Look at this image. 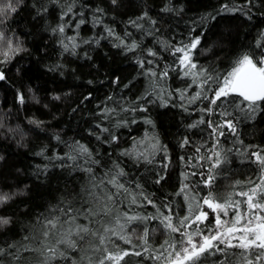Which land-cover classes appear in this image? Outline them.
<instances>
[{"label": "trees", "instance_id": "trees-1", "mask_svg": "<svg viewBox=\"0 0 264 264\" xmlns=\"http://www.w3.org/2000/svg\"><path fill=\"white\" fill-rule=\"evenodd\" d=\"M223 4L242 10L221 12ZM66 6L65 0H61L60 5L53 0H23L18 12L12 14L4 25L7 32L19 40L23 51L13 55L7 63H0V71L5 75V79L0 80V122L3 123L0 128V190L15 193L12 200L0 205V216L11 218L9 225L0 227V244L21 241L33 231L37 217L48 214L62 201L80 206L81 188L88 183L87 174L74 167L53 166L71 164V161L45 159V156L53 157L68 151L64 143L54 138L57 135L64 142L80 141L92 149L94 155L98 153L96 158L102 165L95 169L98 176L116 161L127 174L122 178L127 186L136 192L143 191L158 207L172 203L173 209L183 215L184 201L176 195L182 173L206 171L210 162L204 161L203 169L190 168L180 158L183 156L187 160L189 156H195V148L201 146L200 155H207V148L213 143L207 121H220L221 117L201 111L207 101H197L185 111L179 107L181 101L178 99L170 101L168 107L161 106L159 101L146 104L140 99L138 104L146 105L148 111L121 113L118 119H127L128 123L115 128V120H105L101 110L115 107L119 111L121 105L136 106L129 102L137 101L149 86V80L141 75L137 58L138 54L144 56L149 48L159 53L157 62L163 66L174 61V57L164 50L165 42L187 44L191 38L200 36L201 43L194 59L201 66L223 73L244 52L258 51L255 43L264 32V0H252L250 4L248 0H117L116 4L112 0H76L74 12L82 11L87 22L74 30L76 20L81 18L77 16L65 29L67 36L78 32L79 47L73 55L65 52L59 43L63 37L52 32L63 23L60 14L62 7ZM43 7L48 11L40 12ZM165 8L171 11H164ZM97 9H103V13ZM144 13L147 17L138 21L143 28L132 27L129 21L137 20ZM95 16H100L103 24L94 25ZM105 26L113 28L122 37L126 31L130 32L129 41L134 38L140 48L136 52H127L114 47L118 42L111 37L99 39L98 44L83 42L106 36ZM3 59L0 53V61ZM169 76L166 84L170 89L183 88L187 83L178 78L176 72H170ZM195 90V87L190 89L189 95ZM21 95L23 103L19 99ZM56 96L60 99H55ZM201 117L205 123L189 127ZM147 119L153 124H147ZM31 121L41 123L37 126ZM98 123L114 132L119 137L118 142L106 143L109 134H100L96 128ZM224 131L226 135L220 137V148L229 162L217 170L220 175L214 185L221 194L239 191L250 178L259 175L250 153L257 150L255 146L264 148V112H258L251 119L240 116L237 133L243 144L227 129ZM90 132L95 134L90 135ZM96 135H101V139L97 140ZM185 138L190 143L181 147ZM141 140L147 141L146 145H140ZM156 140L161 149L167 151H157L152 163L120 155L134 143L138 150L150 152L149 145ZM229 148L231 152L227 151ZM42 149H46L44 156L37 155ZM192 163L196 160L193 159ZM44 165L48 168L44 169ZM200 179L191 176L189 182L196 185ZM237 181L241 184L233 189ZM137 184L141 187L136 188ZM198 190L201 194L208 191L202 185ZM138 199L144 207H133L134 212L156 213V208L147 204L143 197ZM162 210L167 214L166 209ZM148 227L153 248L169 238L158 221L150 222ZM142 228L143 225L137 229V234ZM152 228L156 231L152 232ZM116 243L121 248H128ZM133 243L139 244L140 241L134 236ZM126 259L132 264H157L135 256Z\"/></svg>", "mask_w": 264, "mask_h": 264}, {"label": "snow or ice", "instance_id": "snow-or-ice-1", "mask_svg": "<svg viewBox=\"0 0 264 264\" xmlns=\"http://www.w3.org/2000/svg\"><path fill=\"white\" fill-rule=\"evenodd\" d=\"M116 2L117 0H112L113 4ZM22 3L23 0H0V53L4 57L0 63H7L13 55L23 51L19 40L14 39L4 28L7 20L18 12ZM53 3L60 5L61 0H53ZM65 3L67 6L62 7L60 14L63 23L53 28L52 32L63 37L59 41L62 48L74 55L79 47L78 32L67 36L65 29L71 26L72 20L77 16L81 18L76 20L74 30H78L87 21L83 18L82 11L74 12L76 0H65ZM248 3H252V0H248ZM163 10L171 11L170 8ZM241 10L228 4H223L220 9L221 12ZM39 11L47 12L48 9L43 7ZM96 11L103 13V9ZM66 17L69 19L66 20ZM146 17L147 13H144L142 17L130 20L129 23L134 28H143L138 21ZM92 22L94 25L103 24L100 16H95ZM104 31L106 36L83 42L98 44L99 39L111 37L118 42L114 43V47L123 48L127 52H136L140 48L134 38L129 41L130 32L126 31L122 37L111 27L105 26ZM200 43V36L191 38L187 44L173 45L165 42L164 50L174 57V61L163 66L157 62L159 53L152 48L147 49L144 56L138 54L137 63L142 69L141 75L149 80L145 93L137 101L129 102L136 105L134 107L121 105L119 111L115 107H105L100 113L105 120H115L113 127L119 128L128 123L127 119H118L121 113L148 111L146 105L138 104L140 99L145 100L146 104L159 101L163 107H168L170 101L178 99L181 101L179 107L185 111L197 101H207V106L201 111L209 116L221 117L220 121H207L208 128L211 129L209 135L213 139L212 145L207 148L208 154L200 155L201 146L195 148V156H189L187 160L183 156L180 158L190 168L203 169V162H210L206 171L182 173L183 179L176 195L184 201L183 215L173 209L172 203L158 207L143 191L136 192L127 186V182L122 179L127 174L116 161H113L112 167L102 176H98L95 169L102 167L101 161L96 158L98 153L94 155L93 150L80 141L64 142L57 135L54 138L64 143L68 151L53 157L45 156V159L71 161V164L53 166L74 167L87 174L88 183L81 188L80 206L77 207L71 201H62L53 206L48 214H41L37 217L33 231L23 236L21 241L0 244V264H132L131 260L126 259L132 256L152 260L157 264H264V148L255 146L257 150L250 153V158H254L252 163L259 169V175L255 179L250 178L241 190L229 191L227 194L214 189L220 175L217 170L229 162L226 153L220 148V137L226 135L224 129L237 136L238 142L243 144L237 133L240 116L251 119L258 112H264V32L260 33L255 43L258 51L244 52L223 73L201 66L194 59ZM170 72H176L178 78L187 81L183 88H169L166 82L170 78ZM4 79L5 75L0 71V80ZM193 87L196 90L189 95V90ZM148 97L154 98L150 100ZM54 98L60 99L59 96ZM19 99L21 103L24 102L22 95ZM31 122L37 126L41 123ZM145 122L153 124L151 119ZM203 123L205 120L201 117L189 127H197ZM2 127L3 123L0 122V128ZM96 128L100 134H109L106 143L118 142L119 137L108 127L98 123ZM92 134L95 133L90 132ZM96 139L100 140L101 135H96ZM144 143L145 140L139 141L140 145ZM189 143L185 138L181 147ZM149 148L150 152L147 149L140 151L134 143L120 155L152 163L157 151H167L166 148L161 149L158 140L150 143ZM45 151L46 149H42L37 155L44 156ZM227 151L231 152L232 149ZM165 159H168L166 155ZM193 159L196 163H192ZM167 166L164 165L165 168ZM47 168L48 165H44V169ZM191 176H199L201 179L193 185L189 182ZM240 184L237 181L232 186L233 189ZM200 185L208 191L201 194L198 190ZM140 187L139 184L136 185V188ZM14 196L15 193L0 190V205L7 204ZM138 197H143L147 204L156 208V213L134 212L133 207H144ZM162 208L166 209L167 214ZM152 221H158L169 236L157 248H153L149 240L148 224ZM10 223V217L0 216V227ZM141 225L142 232L137 234ZM151 231L155 232L156 229L152 228ZM134 236L140 241L139 244L133 243ZM117 240L130 247L121 248L116 243Z\"/></svg>", "mask_w": 264, "mask_h": 264}, {"label": "rangeland", "instance_id": "rangeland-1", "mask_svg": "<svg viewBox=\"0 0 264 264\" xmlns=\"http://www.w3.org/2000/svg\"><path fill=\"white\" fill-rule=\"evenodd\" d=\"M146 142H147V141H145V143H144L145 145H146ZM149 150L151 151V149H149ZM116 242H119V243H121V244L125 245V244H124L122 241H119V240H117ZM126 247H130V246H129V245H127Z\"/></svg>", "mask_w": 264, "mask_h": 264}]
</instances>
